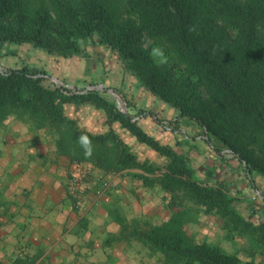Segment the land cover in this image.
I'll return each instance as SVG.
<instances>
[{
	"label": "trees",
	"instance_id": "trees-1",
	"mask_svg": "<svg viewBox=\"0 0 264 264\" xmlns=\"http://www.w3.org/2000/svg\"><path fill=\"white\" fill-rule=\"evenodd\" d=\"M120 17L107 0L40 1L30 10L24 0H0V47L29 42L63 56L76 53L79 40L94 35L150 92L193 121L208 145L220 142L239 159L250 177L248 146L264 160V0H124ZM219 19V20H218ZM218 20V21H217ZM49 81L43 69L22 64L0 68V114L16 109L30 117L66 126L71 138L108 145L121 166H139L148 186L182 190L206 212L225 218L233 228H247L264 241V221L253 225L234 207L225 186L202 184L182 154L142 129L135 117L152 112L124 113L93 90H70ZM114 90V89H113ZM89 103L106 116L109 128L92 134L65 115L68 104ZM113 123L163 158L161 166L138 161L111 127ZM251 151V150H250ZM159 175L153 174L161 170ZM153 247L179 264H236L237 258L219 245L197 239L182 212L141 233ZM174 261V260H173ZM245 264H261L248 262Z\"/></svg>",
	"mask_w": 264,
	"mask_h": 264
},
{
	"label": "crops",
	"instance_id": "crops-1",
	"mask_svg": "<svg viewBox=\"0 0 264 264\" xmlns=\"http://www.w3.org/2000/svg\"><path fill=\"white\" fill-rule=\"evenodd\" d=\"M47 57L48 66L37 63ZM64 59L55 65L51 54H42L7 67L50 69L62 86L80 89L94 83L93 92L121 112L152 111L163 124L150 115L135 117L137 124L182 154L202 184L215 186L244 174L239 159L211 139L221 149L215 151L193 121L172 122L177 110L143 86L96 35L79 40L78 51ZM64 111L79 129L92 134L108 129L106 116L89 103L68 104ZM111 127L143 161L145 156L132 150L135 137L117 123ZM70 135L66 126L20 110L0 114V264H179L140 236L177 212L189 213L186 225L197 239L212 243L206 235L220 232L214 215L194 202L185 208L179 190L148 186L141 175L152 174L139 166H121L111 153L112 143L90 142L91 153L86 154L81 138ZM150 154L160 159L152 149ZM74 177L84 182L83 193L69 188L68 180Z\"/></svg>",
	"mask_w": 264,
	"mask_h": 264
},
{
	"label": "rangeland",
	"instance_id": "rangeland-1",
	"mask_svg": "<svg viewBox=\"0 0 264 264\" xmlns=\"http://www.w3.org/2000/svg\"><path fill=\"white\" fill-rule=\"evenodd\" d=\"M40 1H43L44 3L48 2V0H24V4L28 9L32 10L37 6V4ZM234 1L239 2L242 0H234ZM107 2L111 6V8L115 10L117 15H120V17L127 16L124 7V0H107ZM42 54L45 55L51 54L52 58L54 59L55 65H57L58 58L61 60L62 59L66 60L64 58H67L68 56V55L63 56L60 53H58L55 46L52 47L50 50H48L46 48L35 47L29 42L4 43L0 47V68L17 64L16 62L19 63L21 60H24L29 57L41 58ZM50 59L51 57H47L46 61H38L37 63H42V64L45 63L48 66ZM53 69L55 70L56 68ZM91 71H92L91 74L90 72H88L84 76L85 79L87 80L90 79V77L93 75L92 68ZM51 72L52 71L48 69V72L46 73L47 78H49L51 84H56V83L60 84L59 81L57 82L58 79ZM98 81L101 80L99 79ZM50 82L45 81L44 84L49 85ZM101 83L105 84L106 82L102 81ZM88 84L89 85H87V87L84 88L88 90L91 89L93 90V87L91 85H94V83H88ZM64 87L70 90L82 89V87L78 89L75 86L71 88L67 86ZM113 130L116 131V129ZM142 146L143 144L137 141V143L134 144L133 146L134 149L132 148V150H134L135 152L137 150V153L140 152L142 155L145 156L144 159L150 162H154L156 166H161L163 162V158L160 157V159L156 161L155 158H151L150 156L151 149L148 148L147 146L145 147V145L144 148ZM247 151L249 157L253 160V164H250L248 168L250 170V177L252 178L256 189L251 187V182L248 179L245 171L244 174H241V176L239 174V176H235L234 178L232 177L228 181L223 179L222 180L223 182L218 181V183L224 185L226 192L232 198H234L233 205L236 208V210L246 220L251 222L253 225H257L260 222L264 221V160L262 156L259 155L257 151L254 150L253 146H248L246 148L245 153H247ZM241 166L243 167L244 170V166L242 164ZM161 171L162 169L155 170L153 174L159 175ZM196 180H198L199 182L201 181V179H196ZM207 186L214 187V185L211 184ZM179 191L181 192L180 194L182 196L181 198H183L184 200L185 208L186 209L191 208L193 205V200L190 197L186 196V194H184L182 190ZM197 205L202 207L199 204ZM202 210L206 212L204 210V207H202ZM206 213L212 214L216 217V221L220 229V232L218 231V233L213 232L212 235H208V234L206 235L211 237L212 243L214 242V244L219 245L225 252L232 253L233 255H235L237 258L236 264H245L248 262L264 264V241L258 239V235L256 234V232H253L247 228H240V227L233 228L231 225H229L228 221L225 218H221L220 216L214 214L213 212H206ZM186 216L189 217V213L188 214L182 213V217L184 221L187 223L188 220Z\"/></svg>",
	"mask_w": 264,
	"mask_h": 264
},
{
	"label": "built area",
	"instance_id": "built-area-1",
	"mask_svg": "<svg viewBox=\"0 0 264 264\" xmlns=\"http://www.w3.org/2000/svg\"><path fill=\"white\" fill-rule=\"evenodd\" d=\"M163 171V170H162ZM161 171V172H162ZM68 185L69 188L73 191V192H77V193H83L85 190V186H84V182H79L77 178H70L68 180Z\"/></svg>",
	"mask_w": 264,
	"mask_h": 264
},
{
	"label": "clouds",
	"instance_id": "clouds-1",
	"mask_svg": "<svg viewBox=\"0 0 264 264\" xmlns=\"http://www.w3.org/2000/svg\"><path fill=\"white\" fill-rule=\"evenodd\" d=\"M55 80V79H53ZM81 142L86 146L87 148V153L86 154H90L91 153V148L89 147L90 142L88 141V139L86 137H82L81 138Z\"/></svg>",
	"mask_w": 264,
	"mask_h": 264
}]
</instances>
